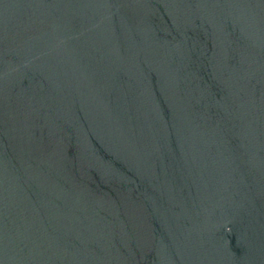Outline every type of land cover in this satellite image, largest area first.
<instances>
[{"label":"water","instance_id":"1","mask_svg":"<svg viewBox=\"0 0 264 264\" xmlns=\"http://www.w3.org/2000/svg\"><path fill=\"white\" fill-rule=\"evenodd\" d=\"M0 264H264V0H0Z\"/></svg>","mask_w":264,"mask_h":264}]
</instances>
